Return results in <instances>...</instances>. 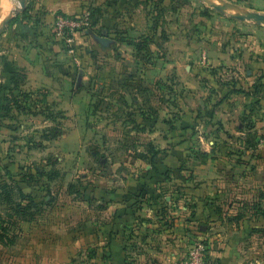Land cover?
Returning <instances> with one entry per match:
<instances>
[{
    "label": "rangeland",
    "instance_id": "obj_1",
    "mask_svg": "<svg viewBox=\"0 0 264 264\" xmlns=\"http://www.w3.org/2000/svg\"><path fill=\"white\" fill-rule=\"evenodd\" d=\"M208 1H11L0 28V264L106 257L114 204L157 206L209 156L223 175L235 170L227 159L264 158L257 145L209 152L202 108L207 63L254 47L248 25L264 29L231 15H264V0ZM86 10L92 26L70 54L54 18ZM256 169L261 179L264 162Z\"/></svg>",
    "mask_w": 264,
    "mask_h": 264
},
{
    "label": "crops",
    "instance_id": "obj_2",
    "mask_svg": "<svg viewBox=\"0 0 264 264\" xmlns=\"http://www.w3.org/2000/svg\"><path fill=\"white\" fill-rule=\"evenodd\" d=\"M247 27L254 47L241 45L234 57L207 63L202 108L208 151L264 148V29ZM209 157L193 180L183 181L185 188L163 195L157 206L114 204L106 257L76 263L74 257H60V264H176L195 241L205 244L211 264L264 261L258 250L264 242V176L255 174L264 158L227 159L235 170L223 175L213 172L216 158Z\"/></svg>",
    "mask_w": 264,
    "mask_h": 264
},
{
    "label": "built area",
    "instance_id": "obj_3",
    "mask_svg": "<svg viewBox=\"0 0 264 264\" xmlns=\"http://www.w3.org/2000/svg\"><path fill=\"white\" fill-rule=\"evenodd\" d=\"M90 21L89 10L75 16H56L54 18V34L57 40L64 43L70 54L75 52L74 37L76 33L89 28ZM176 264H211L206 256L205 244L202 241H195L190 245L186 255Z\"/></svg>",
    "mask_w": 264,
    "mask_h": 264
},
{
    "label": "water",
    "instance_id": "obj_4",
    "mask_svg": "<svg viewBox=\"0 0 264 264\" xmlns=\"http://www.w3.org/2000/svg\"><path fill=\"white\" fill-rule=\"evenodd\" d=\"M20 8L23 9L25 6V0H19ZM215 10L219 12H226L227 10H234L233 6L230 7H222V6H215ZM16 10H13L14 13ZM10 13V15L12 14ZM234 19L239 21H252L257 25H264V15L258 13H244V14H232L231 15ZM10 16H8L0 25V28L6 25L10 21Z\"/></svg>",
    "mask_w": 264,
    "mask_h": 264
},
{
    "label": "bare ground",
    "instance_id": "obj_5",
    "mask_svg": "<svg viewBox=\"0 0 264 264\" xmlns=\"http://www.w3.org/2000/svg\"><path fill=\"white\" fill-rule=\"evenodd\" d=\"M11 1L12 0H1L0 1V23H1V20L5 17L4 15L8 12L10 6L12 5ZM207 2L212 4V2H210L208 0H207ZM5 10H6V12H5Z\"/></svg>",
    "mask_w": 264,
    "mask_h": 264
},
{
    "label": "trees",
    "instance_id": "obj_6",
    "mask_svg": "<svg viewBox=\"0 0 264 264\" xmlns=\"http://www.w3.org/2000/svg\"><path fill=\"white\" fill-rule=\"evenodd\" d=\"M60 16H63V17H69V16H67V15H65V14H62V15H60ZM90 18L92 19V12L90 11ZM13 21H11V23H12ZM92 26V22L90 21V26L89 27H91ZM25 30H27V28L25 29ZM136 46V48H137V50H140V46L138 45V44H136L135 45ZM56 135H55V133H51L50 135H49V139H53L54 137H55ZM155 156V154L153 155V157ZM1 196V195H0Z\"/></svg>",
    "mask_w": 264,
    "mask_h": 264
},
{
    "label": "clouds",
    "instance_id": "obj_7",
    "mask_svg": "<svg viewBox=\"0 0 264 264\" xmlns=\"http://www.w3.org/2000/svg\"><path fill=\"white\" fill-rule=\"evenodd\" d=\"M5 12H6V10H5Z\"/></svg>",
    "mask_w": 264,
    "mask_h": 264
}]
</instances>
